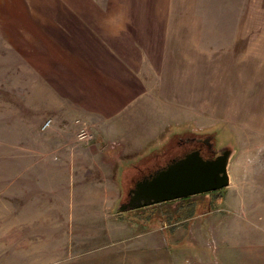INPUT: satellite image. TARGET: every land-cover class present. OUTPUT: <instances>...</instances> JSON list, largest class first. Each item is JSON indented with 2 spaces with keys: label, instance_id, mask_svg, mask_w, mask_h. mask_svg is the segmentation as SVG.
<instances>
[{
  "label": "rangeland",
  "instance_id": "rangeland-1",
  "mask_svg": "<svg viewBox=\"0 0 264 264\" xmlns=\"http://www.w3.org/2000/svg\"><path fill=\"white\" fill-rule=\"evenodd\" d=\"M49 2L0 0V183H9L15 164L57 162L62 148H90L98 139L119 153L129 148L142 170L131 171L130 164L123 178L130 172L140 181L171 163L181 137L213 136L217 148L235 151L232 189H245L252 201L259 219L253 234L264 254V0H65L68 10L76 9L66 20L76 33L62 36V50L110 53L115 75L98 74L79 58L71 70L43 72L49 69L43 49L27 47L42 21L62 14L47 9ZM102 76L118 81L116 96L104 95ZM76 93L81 104L72 99ZM106 101L115 103V115ZM48 120L52 125L43 130ZM82 130L93 138L81 140ZM175 207L163 204L164 212ZM13 214L10 198H1L0 264L112 262L107 234L91 244L90 227L78 224L86 219L68 217L60 226L64 219L51 217L47 226L27 228ZM187 244L183 234L171 247L178 264H187ZM232 254L212 252L211 264H240Z\"/></svg>",
  "mask_w": 264,
  "mask_h": 264
},
{
  "label": "crops",
  "instance_id": "crops-1",
  "mask_svg": "<svg viewBox=\"0 0 264 264\" xmlns=\"http://www.w3.org/2000/svg\"><path fill=\"white\" fill-rule=\"evenodd\" d=\"M49 1L46 8L61 10V15L66 18L58 16L59 14L55 17L53 14L42 21V31L36 28L33 30L37 37L28 42L27 48L30 52L43 49L41 55L46 58V65L49 67L43 72L57 75L62 73L63 68L74 67L79 58L86 59L98 74L105 72V75H115L112 72L114 56L110 53L96 55L95 51L89 50L84 55L82 52L76 54L74 50H67L66 53L62 50V36L73 37L76 33L71 27H67L66 22L72 15L68 11L76 9L68 10L65 0ZM42 34L45 39L40 40L39 36ZM46 37H49V41ZM105 58H109V63L104 62ZM104 77H101L102 82L106 83L104 95L116 96L114 88L119 89L118 81L107 83L109 79L104 81ZM72 96V99H78L77 93ZM105 106H111L109 112L112 115L117 109L114 102ZM114 149L109 148L104 140L98 139L97 145L90 148H62L61 160L57 162L15 164L17 172L9 183H0V199L10 198L12 210L17 211L13 217L21 219L18 224L21 227L47 226L49 220L45 219L51 217L64 219L62 223L59 221L60 226L67 225L65 219L68 217L86 219L78 224L90 227L88 232L95 235L90 240L91 244L99 239L97 234H107L110 241L107 252L112 260L110 264H178L180 256L172 252L171 247L183 234L187 235V251H192V254L188 252L186 256L187 264H211L212 252L218 255L221 249L230 250L240 264H264V254H261L257 237L253 234L259 219L253 216L252 201L245 189L234 190L231 183L230 187L224 189L226 193L216 199L204 194L191 197L183 205H178V201L169 202L177 207L170 208L168 212H164L163 204L120 212L118 205L122 201L124 190H127L128 179H131L130 172H126L124 178L123 173L131 166V171L140 167L132 164L134 159L128 157L129 148L120 153ZM122 178L125 179L124 182ZM206 204L209 205L208 209L201 211ZM184 210L189 211L185 216L181 212ZM167 217L171 222L177 218L176 223L168 224L167 220L164 222ZM182 217L185 218L180 219ZM31 219L34 221L31 222ZM262 241L264 242V235ZM91 249H94L93 245Z\"/></svg>",
  "mask_w": 264,
  "mask_h": 264
},
{
  "label": "water",
  "instance_id": "water-1",
  "mask_svg": "<svg viewBox=\"0 0 264 264\" xmlns=\"http://www.w3.org/2000/svg\"><path fill=\"white\" fill-rule=\"evenodd\" d=\"M221 148V147H220ZM234 149L224 146L213 159L195 151L144 178L131 190L129 203L118 211L129 212L230 187V164Z\"/></svg>",
  "mask_w": 264,
  "mask_h": 264
},
{
  "label": "flooded vegetation",
  "instance_id": "flooded-vegetation-1",
  "mask_svg": "<svg viewBox=\"0 0 264 264\" xmlns=\"http://www.w3.org/2000/svg\"><path fill=\"white\" fill-rule=\"evenodd\" d=\"M176 146L178 149H180V152L176 153V155L172 157L171 163L175 160L182 159L195 151L200 152L205 159H213L218 155V151L220 150L219 147L217 148V143L215 142L213 136H203V135H198V136L193 135V136H187L185 138L181 137L180 140L176 143ZM161 154L165 155L164 152L160 151L158 155L162 156ZM167 161L170 162L169 159ZM138 170H142V169H138ZM157 170H155L154 172H156ZM135 178L136 176L129 179L128 183L126 184L127 190H124V196L122 197L121 205L130 202L131 190H133L136 187L137 183L142 181V180L136 181Z\"/></svg>",
  "mask_w": 264,
  "mask_h": 264
},
{
  "label": "built area",
  "instance_id": "built-area-1",
  "mask_svg": "<svg viewBox=\"0 0 264 264\" xmlns=\"http://www.w3.org/2000/svg\"><path fill=\"white\" fill-rule=\"evenodd\" d=\"M52 125V120H48L46 121V123L43 125V130H47L51 127ZM93 137L91 135L88 134V132L86 130H82L80 132V139L84 140V139H92Z\"/></svg>",
  "mask_w": 264,
  "mask_h": 264
},
{
  "label": "trees",
  "instance_id": "trees-1",
  "mask_svg": "<svg viewBox=\"0 0 264 264\" xmlns=\"http://www.w3.org/2000/svg\"><path fill=\"white\" fill-rule=\"evenodd\" d=\"M167 166V165H166ZM166 166H164V167H166ZM163 166L161 167V168H159V169H162V168H164ZM217 193H219V191H217V192H213V193H209V194H212V195H215V194H217ZM209 194H207V195H209ZM189 199H191V197L190 198H185V199H182V200H189Z\"/></svg>",
  "mask_w": 264,
  "mask_h": 264
}]
</instances>
